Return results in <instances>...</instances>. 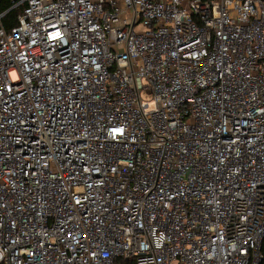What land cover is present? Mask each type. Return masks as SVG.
I'll return each mask as SVG.
<instances>
[{"label":"built area","instance_id":"2783aa9c","mask_svg":"<svg viewBox=\"0 0 264 264\" xmlns=\"http://www.w3.org/2000/svg\"><path fill=\"white\" fill-rule=\"evenodd\" d=\"M0 264H264V0H0Z\"/></svg>","mask_w":264,"mask_h":264},{"label":"trees","instance_id":"16d2710c","mask_svg":"<svg viewBox=\"0 0 264 264\" xmlns=\"http://www.w3.org/2000/svg\"><path fill=\"white\" fill-rule=\"evenodd\" d=\"M8 8V5L6 6ZM17 14L12 11L9 12L5 18V25L7 28L14 27L17 24Z\"/></svg>","mask_w":264,"mask_h":264},{"label":"rangeland","instance_id":"374dc122","mask_svg":"<svg viewBox=\"0 0 264 264\" xmlns=\"http://www.w3.org/2000/svg\"><path fill=\"white\" fill-rule=\"evenodd\" d=\"M142 29L143 28L140 26V27L137 28V31H142ZM11 77L13 78V80H18V74H17V72H12L11 73ZM143 99H145L147 101H150L152 103V97L150 95L143 94Z\"/></svg>","mask_w":264,"mask_h":264},{"label":"snow or ice","instance_id":"6c2138e0","mask_svg":"<svg viewBox=\"0 0 264 264\" xmlns=\"http://www.w3.org/2000/svg\"><path fill=\"white\" fill-rule=\"evenodd\" d=\"M57 35H59V34L57 33Z\"/></svg>","mask_w":264,"mask_h":264}]
</instances>
